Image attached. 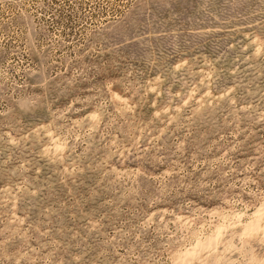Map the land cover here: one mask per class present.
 <instances>
[{"label": "rangeland", "instance_id": "1", "mask_svg": "<svg viewBox=\"0 0 264 264\" xmlns=\"http://www.w3.org/2000/svg\"><path fill=\"white\" fill-rule=\"evenodd\" d=\"M0 264H264V0H0Z\"/></svg>", "mask_w": 264, "mask_h": 264}]
</instances>
